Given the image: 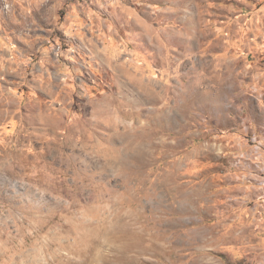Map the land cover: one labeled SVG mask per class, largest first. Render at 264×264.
I'll return each mask as SVG.
<instances>
[{
  "label": "rangeland",
  "instance_id": "1",
  "mask_svg": "<svg viewBox=\"0 0 264 264\" xmlns=\"http://www.w3.org/2000/svg\"><path fill=\"white\" fill-rule=\"evenodd\" d=\"M0 264H264V0H0Z\"/></svg>",
  "mask_w": 264,
  "mask_h": 264
}]
</instances>
